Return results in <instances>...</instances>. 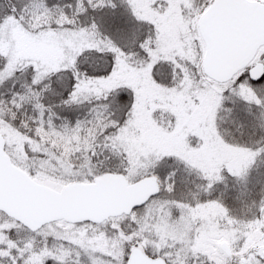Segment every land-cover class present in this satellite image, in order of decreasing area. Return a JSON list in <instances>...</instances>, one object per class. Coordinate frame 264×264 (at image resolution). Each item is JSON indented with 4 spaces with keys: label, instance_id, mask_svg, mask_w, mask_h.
Segmentation results:
<instances>
[{
    "label": "snow or ice",
    "instance_id": "snow-or-ice-1",
    "mask_svg": "<svg viewBox=\"0 0 264 264\" xmlns=\"http://www.w3.org/2000/svg\"><path fill=\"white\" fill-rule=\"evenodd\" d=\"M0 89V264H264V0H0Z\"/></svg>",
    "mask_w": 264,
    "mask_h": 264
},
{
    "label": "trees",
    "instance_id": "trees-1",
    "mask_svg": "<svg viewBox=\"0 0 264 264\" xmlns=\"http://www.w3.org/2000/svg\"><path fill=\"white\" fill-rule=\"evenodd\" d=\"M49 6H51L52 4H57L60 6H63L66 3H71L72 0H47ZM10 87V86H9ZM0 91H4V89H1ZM264 176L261 174H258L257 170H253L250 175H249V184L248 187L249 189H252L253 186H257V190H258V186L260 183H264V180H260V178ZM222 188V186H221ZM234 195L233 191H232V185L231 183L229 184V189L226 192V198L224 199V204L226 207H228L230 210L234 211V214L237 215V217H240V213L238 211H235V205H234V201L232 196Z\"/></svg>",
    "mask_w": 264,
    "mask_h": 264
},
{
    "label": "rangeland",
    "instance_id": "rangeland-1",
    "mask_svg": "<svg viewBox=\"0 0 264 264\" xmlns=\"http://www.w3.org/2000/svg\"><path fill=\"white\" fill-rule=\"evenodd\" d=\"M1 90V89H0ZM260 180H264V176H262L261 178H260Z\"/></svg>",
    "mask_w": 264,
    "mask_h": 264
}]
</instances>
